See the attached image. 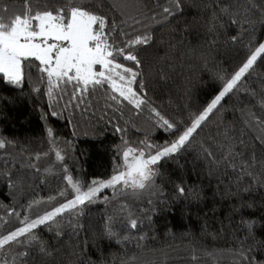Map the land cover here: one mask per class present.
<instances>
[{"label":"trees","instance_id":"obj_1","mask_svg":"<svg viewBox=\"0 0 264 264\" xmlns=\"http://www.w3.org/2000/svg\"><path fill=\"white\" fill-rule=\"evenodd\" d=\"M180 3L181 10L167 21L159 15L153 19L151 13H160L172 0H109L99 11L128 37L151 36L149 44L135 49L147 96L151 106L182 131L190 114L201 111L219 92L224 82L220 78H230L241 66L249 54L247 45L251 42L254 48L264 42V0H253L256 7L247 14L248 0ZM23 4L0 0L7 15L22 10ZM224 7L239 15H222ZM144 8L147 15L142 14ZM128 37L116 34L121 43ZM26 73L19 88L0 79V138L6 142L0 149L2 234L20 227L25 216L35 218L73 197L70 189L66 196L59 195L65 190V167L86 190L93 179L110 177L120 155L117 149L125 142L138 148L142 141L162 145L179 134L160 126L148 107L138 111L123 102L114 111L106 104L104 90L89 96L90 107L66 111L65 95L55 106L61 114L54 117L46 85L37 83L39 73L34 68ZM261 101L264 59H258L238 90L222 100L176 160L159 165L160 174L150 187L122 195L102 190L78 213H66L35 230L45 253H40L39 243L30 249L27 244L11 245L0 259L11 260L29 249L27 264H248L239 255L244 250L252 264H264V141L257 139L264 133L252 116L264 121ZM48 128L55 145L49 143ZM53 147L61 150L63 162L56 161ZM230 150L240 155L224 160ZM180 184L184 195L176 191ZM54 196L51 204L28 207ZM9 211L18 215L10 216ZM131 219L137 221L134 229ZM245 221L255 222L251 232ZM109 226L115 235H107Z\"/></svg>","mask_w":264,"mask_h":264},{"label":"snow or ice","instance_id":"obj_2","mask_svg":"<svg viewBox=\"0 0 264 264\" xmlns=\"http://www.w3.org/2000/svg\"><path fill=\"white\" fill-rule=\"evenodd\" d=\"M108 2L109 0H24L22 10L12 15H7L9 10L6 6L0 8V79L9 86L19 88L26 78V69L34 68L39 73L37 83L46 85L51 115L54 117L61 114L55 110V106L65 95L68 96L63 109L66 111L69 108H80L82 105L90 107V104H86L89 96L104 90L106 104L114 111H118L123 102H127V105L138 111L148 107L158 118L160 126H166V130L179 134L172 141L162 145H151L142 141L143 147L138 148L125 142L122 148L117 149L120 155L110 177L106 180L93 179L86 190L79 180L68 174L65 167L66 174L63 176L66 182L65 190L59 195L66 196L67 189H70L73 197L50 210L43 211L35 218L25 216L19 221L20 227L6 234L0 233V255H3L11 245L27 244L30 249L34 243H39L40 253H45L43 242L39 240L35 230L40 226L54 224L58 217L66 213H78L81 205L86 202L94 203L97 194L102 190L111 188L114 195H122L128 190L135 193L150 187L154 178L160 174L159 165L168 160H176L177 155L191 143L194 134L209 119L210 114L217 109L222 100L238 90L242 78L250 73L258 59H264V42H259L254 48L250 42L247 45L249 54L241 66L230 78H220L224 82L219 92L201 111L190 114L189 123L180 131L176 123L166 119L151 106L146 82L139 71L142 64L135 49L137 46L149 44L151 36L137 34L128 37V33L124 32L115 20L110 23L109 17L99 11ZM248 3L251 7L245 9V14L256 7L253 0H248ZM111 7L116 8L118 5L111 4ZM181 8L180 0H172L170 6L163 7L160 13H151V17L155 19L159 15L161 21H167ZM142 14L147 15L148 10L142 9ZM221 14L239 15L232 13L228 7L222 8ZM232 23L236 24L238 21L233 19ZM117 33L122 38H128L123 39L121 43L116 39ZM231 39L236 42L238 38L233 36ZM121 59L132 62L135 67L122 63ZM33 91L40 89L34 88ZM261 107H264V101H261ZM46 116L47 114L42 116V119H46ZM252 116L264 133V121L256 118L254 114ZM117 131L123 130L117 128ZM47 136L49 143L55 145L56 138L51 128L47 129ZM257 139L264 141V135ZM240 143L243 144V140ZM5 147V140L0 138V149ZM204 151L208 156L212 155L207 149ZM52 152L57 162L64 161L65 157L61 150L53 147ZM236 155L240 153H233L230 150L223 159L228 160ZM241 163L244 167L248 166L246 162ZM46 171L51 172L52 169ZM176 191L179 195H184L186 189L180 184L177 185ZM55 199L54 196L47 202L33 201L28 207L31 209L41 203H51ZM8 215L18 214L9 211ZM129 223L131 228L137 227L135 219H131ZM254 223L244 222L249 232L253 230ZM107 235H115L110 226ZM29 249L19 252L11 260L0 259V264H27V258L31 255ZM239 255L241 261L246 260L248 264H252V259L244 250H241Z\"/></svg>","mask_w":264,"mask_h":264},{"label":"rangeland","instance_id":"obj_3","mask_svg":"<svg viewBox=\"0 0 264 264\" xmlns=\"http://www.w3.org/2000/svg\"><path fill=\"white\" fill-rule=\"evenodd\" d=\"M51 203H52V202H51ZM51 203H50V204H51ZM50 204H49V205H50ZM54 206H55V205H53L52 207H54ZM52 207H51V208H52ZM51 208H50V209H51Z\"/></svg>","mask_w":264,"mask_h":264}]
</instances>
